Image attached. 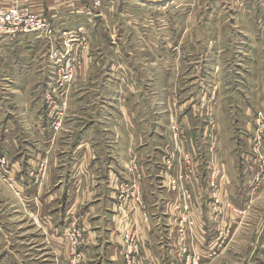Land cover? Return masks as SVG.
Instances as JSON below:
<instances>
[{"label": "rangeland", "instance_id": "rangeland-1", "mask_svg": "<svg viewBox=\"0 0 264 264\" xmlns=\"http://www.w3.org/2000/svg\"><path fill=\"white\" fill-rule=\"evenodd\" d=\"M187 2L185 12L143 14L135 24L114 2L102 17L105 44L95 33L77 32L79 47L20 36L13 56L0 43V264H83L72 237L83 254L88 199L106 203L100 182L117 161L127 173L119 189L140 204L145 176L161 174L153 182L159 199L147 203L156 202L162 224L171 218L159 234L173 229L187 250L182 264L188 254L191 264H264V5ZM147 19L155 30L145 37ZM7 122L17 126L15 146L4 137ZM156 152L158 163H147ZM81 174H97L88 188L101 192H68ZM161 180L175 195L170 216ZM129 229L127 254L137 243Z\"/></svg>", "mask_w": 264, "mask_h": 264}, {"label": "crops", "instance_id": "crops-1", "mask_svg": "<svg viewBox=\"0 0 264 264\" xmlns=\"http://www.w3.org/2000/svg\"><path fill=\"white\" fill-rule=\"evenodd\" d=\"M225 1H227V3H232V2L235 3V1L243 2L244 4L242 3V7L243 6L244 7L242 9H248L251 3L258 4L260 8H262L264 5V2H261L259 0H225ZM13 2L14 0H0V9H4V10L8 9L13 4ZM114 2L117 8V15L118 13H120V18L122 17L126 19L127 17H131L133 14L134 24H135V18L142 16L143 14L144 16H146L147 14L157 16L160 12L167 11L169 9H172L173 11L181 9L180 12H185L186 10L184 9L188 5V2L185 3L186 0H114ZM193 3L190 4L187 10H192L190 9V7L192 8L191 5ZM112 6L109 5L104 7L99 12H93L91 9V0H29L30 10L35 14L43 16L46 20L50 22V24L54 28L59 30H66L74 33L79 32V34L82 37H84V39L90 37L88 36L89 34L95 33L96 35H94V37L96 38L100 37V41L103 42L104 44L107 41L105 38L107 32H106V28H104L105 26L104 19L107 16V14H109V12L111 11V8H113ZM102 17H104V19ZM141 22L143 23L144 21L141 20ZM147 22H150L151 25L144 28L145 33L141 32L142 35H145V37H147L148 33L151 35V33H153V31L155 30V28H153L152 25L153 21L147 19ZM136 23L138 24V22ZM96 26H97V32L94 31ZM169 28L170 27H168L167 30H169ZM11 42H12L11 40H7L3 46L6 47V51L8 52V54L14 56L15 48ZM172 42L174 46V41ZM17 67H19V65H17ZM15 69L16 67L14 68V65H12V73H11L12 78L14 77ZM204 100L205 98H203V101H201L203 107H204ZM133 122L134 119L130 118L129 125L131 127ZM185 122L188 121L185 120ZM9 124L10 123L8 122L6 123L7 127H9ZM11 124H12V130L7 129L6 130L7 135H5L4 137L5 139H8V141L10 142L12 141V145L15 146L16 143L15 136L17 132V126L14 122H11ZM43 127H45V125ZM205 128L207 129L208 126H206ZM42 129L45 128H42L41 125H39L37 130L40 131ZM194 131H193L194 134L197 135L196 128H194ZM9 134L12 135V138L11 137L9 138ZM142 141L143 139L141 140V144ZM78 143H79L78 141H76L75 143L77 147L78 146L83 147L86 144L85 142H81L79 144ZM154 143L157 147L159 146L157 136H153L150 139V146H154ZM196 143L198 144V135L196 136ZM204 143H209V141L206 139L203 142V144ZM156 146L154 148H156ZM157 154L158 152H156V156H155L156 158H153V155L151 156V154H148L147 156L150 155V159L149 161H147V163L153 162V159H155L154 160L155 163H158ZM113 159L117 161L116 158ZM204 161H206V157L204 158ZM117 162L120 163L121 165L119 169H116L114 168V166L109 165L108 167L109 170L105 172L106 177L105 178L103 177L102 179L103 181L100 182L103 191L105 193L104 195H108V198H105L106 203L105 204L100 203L98 202V200L96 199L93 200L90 197L88 199V206L84 210L83 213L85 216L84 229H86L85 230L86 234H85L84 244L81 247V251L83 250V254L85 257L83 264H94V261H96L99 258L105 259L107 264H125V261L127 259L126 258L127 245H125V240H124L126 233L123 232V228L125 227H129L130 232L137 233L135 234V237L137 238V242L139 243L140 253L134 257L139 262V264H182L184 261L183 259L184 253H181V246L177 241V235L174 233L172 235L173 229L170 232V234L166 237L160 236L161 234H159V230L163 227V225L168 227L169 225L170 226L172 225L171 218L168 217V219H166V222L162 224L161 219L158 216L159 208L156 207L155 204L156 202H154L153 204L147 203L148 200L146 196H150L151 198L154 197L155 201L159 199L156 194L157 188L153 187V182H154V177H160L161 174L159 175L158 171L155 170L151 172V174L146 175L144 179L147 180L144 183L145 188H143L145 203L140 204L135 201H129L127 204L128 206L127 210H124L125 213L120 214L118 212L120 207V202L118 200L119 185L120 184L122 185V183L127 180V173L123 170L122 161H117ZM113 164L117 165V163L115 162H113ZM90 177L91 179L97 178V174L95 176H89V175L86 176L82 174L78 177L72 176L71 177L72 181L70 182L71 186L70 187L68 186L69 188L68 192H74L75 195H77L76 191L79 193V191L82 189L83 191L85 190V192L87 191V193L91 191L92 195H94L93 191L100 193L101 190L99 188V185L96 188L92 184V190L88 188L90 187V185L88 184L90 183V181H87V179L89 180ZM99 178L100 177H98V179ZM74 179L76 180L75 182H73ZM201 181H203V178ZM160 183H162L163 186H158V189H166L167 187L166 181L161 180ZM76 184L79 185L77 186ZM169 192L170 191L166 189L164 190L163 193V200H164L163 204H165L164 213L167 216H170V212L175 211L174 204L176 202L175 195ZM154 194L156 195V197L154 196ZM152 201L153 200L150 199V202ZM198 205L200 208L201 207L200 203ZM144 209H149L148 213L150 216L149 218L147 217V220L144 218V216H146V214L144 213ZM200 224L206 227V224L204 222ZM98 231H100L101 234H98ZM103 236H104V240H103V244L101 245ZM211 236H209V240H206L205 238L206 235L203 236L204 246L206 245L205 244L206 242L208 244L210 240H212ZM169 241H170V245L168 246L167 243H169ZM214 241L216 242V240ZM59 243L61 242L59 241ZM187 243L189 244V246L190 244H194L193 241L192 242L190 241V243L188 241ZM198 243H202L200 239H198ZM211 244L212 243L210 242L208 245L210 246ZM185 245L187 246V244ZM65 254L67 257L68 254L66 252ZM12 255H14V253H12ZM10 258L14 260L13 256H11ZM3 260L4 262H2V264H9L8 262L5 261V259ZM8 261L10 262V264H16L15 261L12 260H8Z\"/></svg>", "mask_w": 264, "mask_h": 264}, {"label": "built area", "instance_id": "built-area-1", "mask_svg": "<svg viewBox=\"0 0 264 264\" xmlns=\"http://www.w3.org/2000/svg\"><path fill=\"white\" fill-rule=\"evenodd\" d=\"M264 2V0H259ZM19 0H14L13 4L6 10L0 9V43L6 42L7 40H12L14 38H18L20 36H35L38 39L47 40L53 43H57L58 41H65L63 42L66 46L69 43H72L73 46L79 47L80 44V35H77L74 32L59 30L54 28L48 20H46L43 16L33 13L29 8V0H25L23 3H20ZM114 0H91V9L93 12H99L104 7L113 5ZM67 40V41H66ZM83 40V38H82ZM68 42V43H67ZM132 191L128 187H121L118 191V200H122L119 213H125L124 210H127L128 202L130 197L135 198V193L130 194L129 192ZM140 192H138V196ZM134 200H137L136 198ZM133 200V201H134ZM136 202V201H135ZM138 203V202H137ZM147 220V218H146ZM77 235H73L74 242V249L73 254L76 257L84 259L83 254L79 253V240L75 237ZM135 236L129 235V239L132 241L134 240ZM136 237L134 242L136 243ZM129 243V240H126ZM129 252L126 256L125 264H139L134 256L140 253V247L138 242L135 246H129ZM184 257L187 254V250H184ZM190 256H186V262L190 263L189 261ZM185 261V258H184ZM183 261V262H184Z\"/></svg>", "mask_w": 264, "mask_h": 264}]
</instances>
